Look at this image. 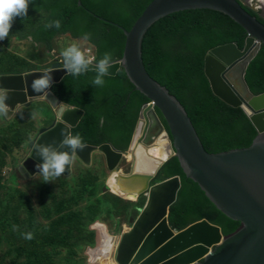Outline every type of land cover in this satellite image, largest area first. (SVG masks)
Listing matches in <instances>:
<instances>
[{"label": "water", "instance_id": "95a60500", "mask_svg": "<svg viewBox=\"0 0 264 264\" xmlns=\"http://www.w3.org/2000/svg\"><path fill=\"white\" fill-rule=\"evenodd\" d=\"M79 6H82L81 3ZM195 10L225 15L246 34L242 50H238L235 44H227L208 51L203 59V74L212 95L227 107L240 109L254 128L256 137L248 148L219 154L206 153L182 106L165 88L153 81L144 69L141 44L147 30L167 16ZM115 27L123 32L125 38L120 59L123 63L112 65L107 77H115L122 70L134 90L142 94L150 104L142 107L126 152L131 151L139 136L140 119L151 112L156 126L151 139L157 138V135L162 137L168 158L158 163L156 172L149 177H136L138 174L132 167L131 174L119 182V190L127 189L123 194H133L136 199L146 194L147 198L137 218L129 220L130 227L121 234L119 246L113 251V262L264 264V93L252 95L244 80L247 66L260 46L264 45V25L251 17L236 0H153L129 31L116 25ZM60 64L62 63L55 62L50 67L52 80L49 89L45 90L47 95L44 96L34 93L30 86L34 78L42 75L40 71L0 77V87L13 89L5 101L10 109L17 103L27 109L35 101L48 102L53 110L58 109L57 121L51 127L41 129L33 140L37 144H51L54 148L62 139L61 130L72 132L84 117L82 110L61 103L51 91L53 86L70 75ZM14 112L12 110L8 115L11 116ZM156 112L165 123L168 134ZM148 130V124L144 125L141 137L137 138L138 145L143 144ZM29 150L30 156L17 170V174L27 180L35 177L33 175L38 171L35 166L42 162L34 150L31 152V143ZM59 150L68 149L64 146ZM97 152L106 156L107 170L113 177L124 153L114 150L110 145L84 146L77 150L71 165L69 168L65 166L62 175L70 178L71 168L76 160L89 167L92 156ZM172 158L177 159L185 178L195 183L221 214L239 223L235 232L222 236L218 227L205 220L193 223L179 232L169 227V209L176 201L181 186L180 179L172 177L151 187L150 184L163 164ZM103 239L104 235L100 234V242L93 253L102 246ZM113 241V237L109 238L103 248L104 256L99 261L102 264L111 252ZM91 263H98L93 255Z\"/></svg>", "mask_w": 264, "mask_h": 264}, {"label": "trees", "instance_id": "16d2710c", "mask_svg": "<svg viewBox=\"0 0 264 264\" xmlns=\"http://www.w3.org/2000/svg\"><path fill=\"white\" fill-rule=\"evenodd\" d=\"M152 1L30 0L26 17L34 19L44 13L46 18L32 33L17 40L30 41L51 52L57 36L74 39L88 32L94 56L111 51L120 60L125 38L115 25L129 31ZM236 1L264 25L260 12ZM51 20H59L60 27L45 28L44 24ZM245 38V32L225 15L195 10L157 21L142 40L141 59L145 71L179 102L208 154L248 148L256 137L254 128L240 109L227 107L212 95L203 74V59L208 51L227 44H235L242 50ZM92 75V72L75 78L68 75L51 91L63 104L84 112L82 121L71 132L81 135L84 146L110 145L126 153L140 111L149 102L134 90L122 70L115 77L105 76L102 87L91 84ZM244 80L252 95L264 93V45L247 66ZM156 114L168 134L160 114ZM172 177H178L181 185L169 209L168 224L172 230L179 232L201 220L218 227L222 236L239 228V223L221 214L200 188L185 178L175 158L163 164L155 179L164 181Z\"/></svg>", "mask_w": 264, "mask_h": 264}, {"label": "rangeland", "instance_id": "374dc122", "mask_svg": "<svg viewBox=\"0 0 264 264\" xmlns=\"http://www.w3.org/2000/svg\"><path fill=\"white\" fill-rule=\"evenodd\" d=\"M239 1L260 12L264 21V0ZM45 18L42 13L34 19L26 15L13 19L8 35L0 38V77L41 72L55 62L62 63L59 53L73 40L69 36H57L51 52L17 40L32 33ZM89 54L95 55L94 48ZM55 121V112L45 101L33 102L21 114L0 116V264H94L91 259L100 242V229L120 237L145 204L142 195L132 201L106 190L111 174L99 152L89 167L74 161L68 179L62 174L48 183H40L38 177L22 179L17 170L30 155L29 144L39 130ZM117 171L130 174L127 155ZM160 181L154 179L150 185ZM25 233H31V238L26 239Z\"/></svg>", "mask_w": 264, "mask_h": 264}, {"label": "clouds", "instance_id": "9594fccd", "mask_svg": "<svg viewBox=\"0 0 264 264\" xmlns=\"http://www.w3.org/2000/svg\"><path fill=\"white\" fill-rule=\"evenodd\" d=\"M29 2L30 0H0V38L8 35L14 18L26 15ZM44 27L59 28L60 21L51 20L45 23ZM90 36V33L84 32L60 50L59 55L62 57L60 67L74 78L90 71L93 73L91 84L96 87H102L105 83L104 77L108 76V69L114 64H122L123 61L115 58L111 51H105L99 57L89 54L93 48ZM40 73L42 75L34 78L30 86L34 93H40L41 96H44L47 95L45 90L49 89L52 80L51 69H42ZM11 91L13 89L0 87V116H8L7 114L12 110L22 113V105L20 103H17L12 109L5 103ZM31 115L35 118L36 113L33 112ZM61 137L59 145L55 148L51 144H37L32 141L31 136L28 137V140L32 141L31 152L34 150L42 161L36 164L35 167L38 171L33 175L39 178L40 183H48L61 176L65 171V166L67 165L69 168L71 165L72 158L77 150H81L84 147L85 142L79 133L73 134L62 129ZM64 146L67 147V151L59 150ZM23 235L26 239L31 238V233Z\"/></svg>", "mask_w": 264, "mask_h": 264}, {"label": "bare ground", "instance_id": "6f19581e", "mask_svg": "<svg viewBox=\"0 0 264 264\" xmlns=\"http://www.w3.org/2000/svg\"><path fill=\"white\" fill-rule=\"evenodd\" d=\"M14 75H22V74H14ZM148 105H150V104L148 103ZM53 111L55 112L56 121H57L58 109H55ZM140 122L142 125L140 124V128H139L140 130L137 133L139 136L137 138L139 139L141 137L143 127L146 124H148V127H149L147 136L145 137V140H144L143 144H141V145H138L137 138H136L133 145H132L131 151L128 152L126 155L130 158L131 169L133 167V171L135 169V171L138 174L136 177H142L143 176L145 178V176L149 177L156 172V168H157L158 163L164 162L165 160H167L168 153H167L166 148H165L166 147L165 141H163V139H162V137H160V135L159 136L157 135V138L154 137V139H151V136H153L155 134V131H156V126L154 124L153 116H152L151 112L146 113L140 119ZM103 156L105 157V161H106V156L104 154H103ZM125 156H124V158H125ZM130 174H131V171H130ZM111 176H110L111 179L109 178L111 180L109 182V189L110 190H113L117 194L118 197L123 196L122 199L127 198L128 200H132V201L134 199H136V196H134L133 194H123L124 191H127V189L121 191L118 188L121 185V184H119V182L121 180L126 179L128 175L127 176L120 175L119 172L117 171L116 174H113V177H111ZM140 179H138V180H140ZM107 184H108V182H107ZM154 185H150V187L154 186ZM142 197L145 198V202H146V198H147L146 194L143 195ZM100 234L104 235V239H103L104 241L102 240V246L99 248V250L95 251L93 253L94 259H96L98 261H100L102 259V257L104 256L103 255V248L106 246L107 240L109 238H111V236L109 234H107V232L104 229H100ZM120 237H121V235H120ZM120 237H113L114 241H113V244L111 246V252H110L109 256H107V259H106L108 264H115L112 261V257L114 258V256H115V252L113 253V251H116V249L118 248L119 243H120ZM174 237H176V236H174ZM112 253H113V256H112Z\"/></svg>", "mask_w": 264, "mask_h": 264}, {"label": "flooded vegetation", "instance_id": "af4514ba", "mask_svg": "<svg viewBox=\"0 0 264 264\" xmlns=\"http://www.w3.org/2000/svg\"><path fill=\"white\" fill-rule=\"evenodd\" d=\"M48 128H49V127H48ZM28 157H29V156H28ZM28 157H27V158H28Z\"/></svg>", "mask_w": 264, "mask_h": 264}]
</instances>
